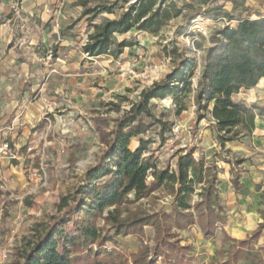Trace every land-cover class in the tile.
Segmentation results:
<instances>
[{
  "label": "rangeland",
  "instance_id": "1",
  "mask_svg": "<svg viewBox=\"0 0 264 264\" xmlns=\"http://www.w3.org/2000/svg\"><path fill=\"white\" fill-rule=\"evenodd\" d=\"M83 1L76 0L80 8L69 6L64 9L59 0L57 4L48 6L45 12V15H55L52 18L59 27L65 34L72 36L70 44L58 42L69 47L67 57L71 67L61 63L64 62L62 53L55 52L56 45L47 42L46 34H42L37 24L36 10L27 9L28 2L23 7L15 5L7 16L2 17V21L11 17L8 24L16 27L17 42L14 44L31 45L38 49V56L43 59L41 62L63 67L62 70L54 68L57 73L52 74L45 87L43 95L47 110H43L41 115L37 113L39 117L26 125V130L22 132L24 137H28L25 143H14L17 158L6 159L0 166V264H7L14 249L31 237L36 225L47 223L52 216L57 215L59 195L71 192L82 184L85 169L94 163L100 149L97 135L89 128L91 117L107 113V116L116 118L127 111L132 103L139 100L144 89L153 83L162 82L173 71L179 54L193 62L190 81L194 88L210 35L226 24L232 26L234 23L230 18L246 16L243 11L235 12L228 8L224 10L227 15L224 18L216 12V6L211 10H202L191 0H165V5L172 2L180 8L189 4L191 9L185 8L158 34L131 30L124 36H118V42L125 38L132 43V47L124 48L117 58H92L80 52L87 42L89 22V17L83 16V12L95 6L112 4L116 0ZM133 2H120L117 7L122 9L116 8L113 14L102 13L93 23L99 24L105 17L117 19ZM192 11H199L200 14L194 16L188 25L183 23L182 16L191 15ZM66 12L71 16L62 19ZM42 36L46 39L44 43ZM38 93L35 89L29 91L33 109L41 107L40 102L34 103L40 96ZM235 100L247 107L264 108V78L253 89L240 91ZM151 103L158 110L169 113L167 119L172 124V131L164 136V141H160L157 129L140 137L151 141L146 156L154 158L157 168L173 170L178 155L192 150L195 160H203L216 169L224 223L216 228L210 238L203 236L196 223L175 233L180 245L187 247L186 257L191 264L218 263L225 258L231 245L229 241L222 243L224 235L243 240L261 223L258 211L263 209L261 195H264V188L261 189L259 179L252 173L258 171L256 168L260 163H264V120L255 119L259 125L255 132L257 138L252 139V131L237 140L242 145L241 150H232L230 143L223 146L218 143L210 124L213 122L206 112H201L200 117H197L193 92L181 96L179 105L184 110L179 114L176 112L178 105L172 98L152 100ZM114 105L119 107V112L115 111ZM3 121L0 119V125ZM258 139L259 144L256 142ZM138 145V138L129 143L131 149ZM233 179H237L238 189H234ZM151 180L149 176L147 181ZM128 199L132 201L133 196L129 195ZM197 200L194 195L191 204ZM172 203L170 189L165 186L147 198L125 205L121 210V218L127 214L170 213ZM144 233L143 242L134 236H123L117 237L116 243H109L107 247L129 256L141 246H153V229L145 227ZM254 245H264V231L254 241Z\"/></svg>",
  "mask_w": 264,
  "mask_h": 264
},
{
  "label": "trees",
  "instance_id": "2",
  "mask_svg": "<svg viewBox=\"0 0 264 264\" xmlns=\"http://www.w3.org/2000/svg\"><path fill=\"white\" fill-rule=\"evenodd\" d=\"M120 2L127 0L84 10L90 32L81 50L88 57L117 58L124 48L132 47L125 38L118 42V36L131 30L158 34L185 8L191 9L189 4L180 8L172 2L165 5V0H134L117 19L93 23L102 13L122 9L117 7ZM199 14L192 11L182 16V22L188 25ZM177 58L173 71L162 82L144 89L139 100L120 116L112 118L102 113L91 117L89 128L100 144L94 163L85 169L79 187L59 195L57 215L36 225L31 237L14 249L7 264H191L186 257L187 247L180 245L175 232L196 223L203 236L210 238L224 223L216 169L195 160L192 150L178 155L173 170L158 169L154 158L146 156L151 141L140 137L157 129L160 141H164L172 131L169 113L158 110L152 100L172 98L179 114L184 110L179 100L190 92L197 117L203 111L210 116L221 146L250 134L256 117L264 120V108L247 107L235 97L240 91L253 89L264 78V17L239 19L235 27L226 24L210 35L194 88L190 81L193 62L181 54ZM114 108L119 112L118 106ZM135 138H140L139 145L131 149L129 143ZM149 176L152 180L148 182ZM232 184L238 189L237 179ZM165 186L173 197L170 213L127 214L121 218L125 205ZM194 195L198 200L191 204ZM261 200V223L256 230L243 240L224 235L222 243L229 241L231 245L225 258L215 264H264V247L254 245L264 231L263 194ZM145 227L154 231L152 247L141 246L129 256L107 247L123 236H134L143 242Z\"/></svg>",
  "mask_w": 264,
  "mask_h": 264
},
{
  "label": "crops",
  "instance_id": "3",
  "mask_svg": "<svg viewBox=\"0 0 264 264\" xmlns=\"http://www.w3.org/2000/svg\"><path fill=\"white\" fill-rule=\"evenodd\" d=\"M17 1V2H16ZM20 1V2H19ZM188 1V0H184ZM202 7V10L217 7L216 12L222 14L223 17H226L225 9H231L235 12L238 10L246 13L244 17L230 18V21L234 23L232 26L237 25V21L243 18L257 19L264 17V0H191ZM28 2V11L36 10L37 24L40 26L42 34H46L47 42L56 45L54 51L57 53H62V58L64 62L61 61L63 65L70 66L71 62L68 61L69 47L66 45L58 44L66 43L70 44L72 42V36L65 34L62 28L59 27L56 20L52 18L55 15H45L47 12L48 6H53L59 2V0H0V119L4 120L3 124L0 125V130H3L8 126L12 121H15L16 124H21L22 127L16 128L15 132L8 135L13 144L25 143V140L28 137H24L23 131L26 130V125L33 123L35 119L39 117L38 114H42L43 110H47L48 106L44 103V91L45 87L48 84V81L51 80L53 73H57L54 68L57 70H62L63 66H58L56 64L41 62L43 59H40L38 56V49L29 46L17 45L14 44L17 42L16 38V27L14 24L9 25L11 22L10 18H5V21H2V17L7 16L10 10L14 9L15 5H20L23 7L25 3ZM65 2V3H64ZM72 2V3H70ZM76 0H61L60 6L66 7L73 6L74 8H80L78 3H74ZM80 2H84L80 0ZM90 3H88L89 5ZM43 14V15H42ZM48 14V13H47ZM29 16L32 17V14L29 13ZM71 15L66 12V15L62 17L65 19ZM109 19L107 17L104 18ZM49 32V35L47 33ZM59 32V35H58ZM67 32H70L69 30ZM90 32V29L87 27L86 35ZM42 43L46 41L44 37H41ZM81 50V49H80ZM82 52V50L80 51ZM99 58V57H98ZM56 59V57H55ZM66 70H68L66 68ZM63 81V79H61ZM36 86V87H34ZM35 89L40 93L37 101L34 103H41L39 109H33L32 103L29 101V91ZM38 93V95H39ZM7 119H10L9 122H5ZM25 120V121H24ZM213 125V123H210ZM259 125L255 122V129L252 135L253 138H257V133ZM21 134V136H20ZM246 138V137H245ZM140 140V138H138ZM259 144L260 140H256ZM229 144V143H228ZM232 150H241V143L237 141L230 142ZM3 162L0 164L2 166ZM257 172L252 174L256 176L262 185L261 189L264 188V163L256 168ZM261 245L260 247H263Z\"/></svg>",
  "mask_w": 264,
  "mask_h": 264
},
{
  "label": "built area",
  "instance_id": "4",
  "mask_svg": "<svg viewBox=\"0 0 264 264\" xmlns=\"http://www.w3.org/2000/svg\"><path fill=\"white\" fill-rule=\"evenodd\" d=\"M22 127L21 124H16L15 121H12L8 126L3 130H0V164L4 160H14L17 158L15 153V146L13 142L8 139V135L15 132L16 128ZM29 150V149H28Z\"/></svg>",
  "mask_w": 264,
  "mask_h": 264
}]
</instances>
